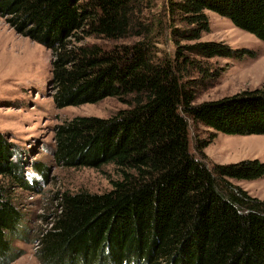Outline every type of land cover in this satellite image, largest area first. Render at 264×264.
<instances>
[{
	"label": "trees",
	"instance_id": "obj_1",
	"mask_svg": "<svg viewBox=\"0 0 264 264\" xmlns=\"http://www.w3.org/2000/svg\"><path fill=\"white\" fill-rule=\"evenodd\" d=\"M156 2L0 0V16L16 32L50 49L56 107L106 97L125 105L54 126L58 165L112 164L117 177L101 193L55 195L37 237L40 264H264V199L232 182L264 176V161L209 164L204 153L217 131L264 134V84L195 103L220 81L214 58L250 53L202 40L205 10L264 40V0H162L158 12ZM165 33L172 54L157 46ZM189 120L214 130L193 150ZM19 155L0 133V264L21 254L13 190L30 186Z\"/></svg>",
	"mask_w": 264,
	"mask_h": 264
},
{
	"label": "rangeland",
	"instance_id": "obj_2",
	"mask_svg": "<svg viewBox=\"0 0 264 264\" xmlns=\"http://www.w3.org/2000/svg\"><path fill=\"white\" fill-rule=\"evenodd\" d=\"M154 11H159L162 0H157ZM209 31L202 40L222 41L235 50L247 49L242 58H214L223 67L220 81L197 94L195 103L215 100L264 84V40L236 27L231 20L211 10H205ZM161 51L173 53L174 47L166 33L157 42ZM51 51L43 44L16 32L0 16V133L19 149L24 167V178L29 188L16 186L14 203L23 215L20 238L13 241L21 254L9 264H40L35 256L37 237L47 227L43 216L53 212L55 195L63 190L101 193L111 189L117 177L112 164L99 168L89 166L64 167L53 156V128L75 116L108 117L125 105L115 97L95 103L56 107L50 86ZM210 128L189 120L190 148L196 139L206 138ZM207 162L228 163L257 158L264 161V134L231 135L217 131L205 147ZM18 156V157H19ZM42 165L45 172H36ZM251 196L264 199V176L256 179H232ZM47 221V222H46Z\"/></svg>",
	"mask_w": 264,
	"mask_h": 264
}]
</instances>
